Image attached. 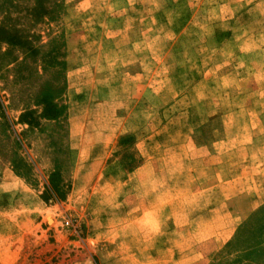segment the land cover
Segmentation results:
<instances>
[{
	"label": "rangeland",
	"instance_id": "rangeland-1",
	"mask_svg": "<svg viewBox=\"0 0 264 264\" xmlns=\"http://www.w3.org/2000/svg\"><path fill=\"white\" fill-rule=\"evenodd\" d=\"M8 1L0 264H264V0Z\"/></svg>",
	"mask_w": 264,
	"mask_h": 264
},
{
	"label": "trees",
	"instance_id": "trees-1",
	"mask_svg": "<svg viewBox=\"0 0 264 264\" xmlns=\"http://www.w3.org/2000/svg\"><path fill=\"white\" fill-rule=\"evenodd\" d=\"M8 2H10L11 6L13 5L12 1L9 0ZM51 11L52 10H49V11L44 10V7L42 6V0H36L35 8L32 9V12H34V17H37V18L40 17L43 13L44 15L45 14L50 15ZM19 32L20 31H18L17 29L11 28L6 23L0 22V45H2L3 47L10 46V47L27 49V51L30 52L33 48L30 47L29 42ZM39 105L41 106V117L40 118L44 120L53 121L54 120L53 116L47 117L46 115L57 112V109L55 108V110H52L53 106L47 100H40ZM3 113H4V106H3V103L0 101V116L2 115V118L0 117L2 119L0 120V131H1L0 135L1 136L2 135L5 136V131H7L5 127L9 128V124L10 125L12 124L9 122L7 117L5 116L3 117ZM16 123L23 124L26 126H32L33 124H35V116L32 111L24 110L23 112L19 114V117ZM2 127H4V129L1 130ZM19 162H21V160L18 161L17 163ZM54 188H56L54 185L49 184V187L46 190L48 191L51 190L52 195H53ZM262 220H264V205L251 217V219L249 220V226L254 224L255 222L256 223L261 222ZM247 228L248 226H246V223H245V225L240 228L238 235L235 241L233 242V244H229V245L226 244L229 249L227 248L226 251L219 254L217 258H215V260H213V263L211 264L227 263L226 261L228 260L226 259V256L229 254L232 248L236 247V244L240 242V240L242 241V236L245 232H247Z\"/></svg>",
	"mask_w": 264,
	"mask_h": 264
}]
</instances>
